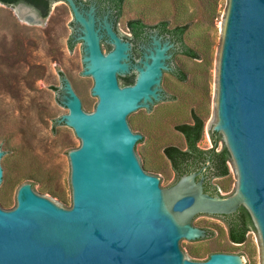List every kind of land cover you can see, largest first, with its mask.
I'll use <instances>...</instances> for the list:
<instances>
[{
	"label": "water",
	"instance_id": "obj_1",
	"mask_svg": "<svg viewBox=\"0 0 264 264\" xmlns=\"http://www.w3.org/2000/svg\"><path fill=\"white\" fill-rule=\"evenodd\" d=\"M63 1L74 12L75 47L83 48L84 74L98 100L90 113L70 80L58 91L68 109L62 127L81 142L69 155L72 207L22 185L16 207L0 208V264H243L223 253L195 262L185 248L210 240L196 229L201 219L220 222L210 216H230L241 206L264 251V0H230L225 25L218 123L211 132L225 138L239 174L237 193L225 198L204 193L196 174L164 188L137 153L147 142L134 134L132 119L154 117L171 103L165 81L181 56L174 45L153 35L132 63L130 44L114 32L108 14L99 19L94 5ZM6 7L25 10L34 19L22 18L29 23L39 21L25 4ZM131 72L133 84L123 86L119 78ZM10 158L0 148V190ZM199 214L209 216L194 219Z\"/></svg>",
	"mask_w": 264,
	"mask_h": 264
},
{
	"label": "rangeland",
	"instance_id": "obj_2",
	"mask_svg": "<svg viewBox=\"0 0 264 264\" xmlns=\"http://www.w3.org/2000/svg\"><path fill=\"white\" fill-rule=\"evenodd\" d=\"M217 1V17L210 20L196 1L182 0L184 9L193 16L189 36L207 39L211 52L201 60L181 55L175 63L188 73L187 82L179 83L167 75L165 89L171 103H164L154 117L132 119L134 134L144 136L147 142L137 152L145 161V172L159 178L164 188L175 181V173L164 158L163 146L183 147L174 126L180 122L190 124V111L204 118L199 149L213 148L211 132L218 123L220 62L230 5V0ZM139 6L140 0H125L116 24L121 37L129 36L126 22L132 9ZM86 8L90 9V5ZM35 15L39 21L29 23L15 8L0 5V148L11 157L4 162L7 174L11 169L34 177L18 185L6 182L0 190V208L5 206L9 211L16 207L17 191L24 184L72 207L69 155L81 142L71 128L62 127L61 119L68 109L61 103L58 91L70 80L90 113L98 100L92 95L93 81L84 74L83 48H76V42L69 48L74 21L70 4L53 2L46 18ZM225 146L221 136L215 151ZM226 165L228 175L211 181L222 197L235 195L239 187L234 160L229 158ZM196 229L204 231L210 240L185 247L192 261L204 262L212 254L223 253L240 257L243 264H264L262 237L255 224L241 245L229 243L223 221L201 219ZM193 253H199L201 258H195Z\"/></svg>",
	"mask_w": 264,
	"mask_h": 264
},
{
	"label": "trees",
	"instance_id": "obj_3",
	"mask_svg": "<svg viewBox=\"0 0 264 264\" xmlns=\"http://www.w3.org/2000/svg\"><path fill=\"white\" fill-rule=\"evenodd\" d=\"M60 0H0V4L14 6L22 3L33 7L42 18L48 16L50 5ZM96 4L105 8L109 5L115 13L118 21L122 16L125 0H94ZM196 1L203 13L208 14L210 20L217 17V0H188ZM130 19L126 22V27L135 37H138L144 29H157L163 35H169L176 43V53L187 57L190 60H201L211 52V46L207 39L199 37L191 39L188 34L193 16L182 6V0H140V6L132 9ZM116 21V22H117ZM154 22V23H153ZM75 42L70 38L69 48L72 49ZM176 78L179 83L187 82V72L173 67L168 72ZM123 85H130L133 80L129 77L119 78ZM191 123L180 122L174 126L175 131L183 139V147L177 145H164L163 155L171 166L172 171L177 174H189L195 169L197 163L203 162L206 154L212 157V167L215 172L214 177L224 178L228 175L226 162L230 158L227 149L224 147L220 151H215L221 135L211 133L213 148L202 151L198 148L203 130L204 118L197 112L190 111ZM144 137V136H143ZM142 137V140H143ZM150 138V137H149ZM152 139V138H151ZM139 141L140 142H142ZM8 170V167H6ZM3 178V177H2ZM7 183L18 185L25 180H33V176L21 172H13L7 176ZM219 195L217 189L213 187V194ZM220 196V195H219ZM227 228V238L230 244L241 245L246 241V235L253 227L252 219L247 210L241 206L238 211L230 216L221 219ZM195 258H201L199 253H193Z\"/></svg>",
	"mask_w": 264,
	"mask_h": 264
},
{
	"label": "flooded vegetation",
	"instance_id": "obj_4",
	"mask_svg": "<svg viewBox=\"0 0 264 264\" xmlns=\"http://www.w3.org/2000/svg\"><path fill=\"white\" fill-rule=\"evenodd\" d=\"M60 1H62V0H60ZM73 1L75 2V4L77 6L83 5L84 7L85 6L87 7L90 4L94 5L96 18L101 19L104 15L108 14V21L110 23H112L114 32H116V34L122 40H124L130 44V48H131V50H130V61L132 63H134L135 61L140 59L142 57L143 53L145 52V50L150 47L151 37L153 35H155L157 37H161L162 41L168 40L170 43H172L174 45V48L176 49V43L173 40H171L170 36L161 34L157 29H144L138 37H135L132 34V32L128 29V27H126L129 36L128 37H121L116 31V24H117L116 21L117 20H116V17L114 15L115 12L113 10H111L109 5H106V7L103 8V7L99 6L98 4H96V1H94V0H73ZM31 8L34 9L33 7H31ZM34 11L36 12L38 17H41L40 14L35 9H34ZM74 30H75L74 24L72 22L73 33H72L71 38L73 39V42H76L75 41L76 35L74 34ZM106 41H107V38L104 37L101 40L100 44H104L107 47V49H108L107 52H108L111 49V47L107 45ZM126 77H129L130 79L134 80V74L132 72H131V74L127 75ZM132 84H130V85H132ZM123 86H127V85H123ZM204 156H205L204 161L197 163L195 165L194 171H192L189 174H196V177H195L196 182L202 180V188H203L204 193H206L210 196H215V195H212L214 186L211 183L212 179L216 178V177H214L215 172L213 170L212 163H211L212 157L210 154H206ZM183 175H188V174H184V173L183 174H181V173L175 174V181L170 186H172L176 181H178ZM170 186H168V187H170ZM217 196H219V195H217ZM220 197H222V196H220ZM222 198H225V197H222ZM198 216H209V215L199 214V215H196L194 217V219ZM210 217H217L219 219H222L225 216H210Z\"/></svg>",
	"mask_w": 264,
	"mask_h": 264
},
{
	"label": "bare ground",
	"instance_id": "obj_5",
	"mask_svg": "<svg viewBox=\"0 0 264 264\" xmlns=\"http://www.w3.org/2000/svg\"><path fill=\"white\" fill-rule=\"evenodd\" d=\"M16 13L21 17V18H23V19H25V20H28V21H30V20H34L32 17H31V15L29 14V13H27L25 10H21V9H16Z\"/></svg>",
	"mask_w": 264,
	"mask_h": 264
}]
</instances>
